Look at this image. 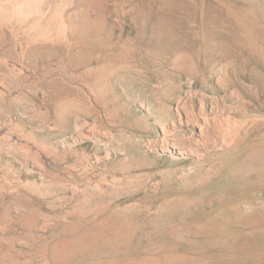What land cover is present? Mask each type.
Segmentation results:
<instances>
[{
  "label": "rangeland",
  "instance_id": "374dc122",
  "mask_svg": "<svg viewBox=\"0 0 264 264\" xmlns=\"http://www.w3.org/2000/svg\"><path fill=\"white\" fill-rule=\"evenodd\" d=\"M0 264H264V0H0Z\"/></svg>",
  "mask_w": 264,
  "mask_h": 264
},
{
  "label": "bare ground",
  "instance_id": "6f19581e",
  "mask_svg": "<svg viewBox=\"0 0 264 264\" xmlns=\"http://www.w3.org/2000/svg\"><path fill=\"white\" fill-rule=\"evenodd\" d=\"M229 139V138H228Z\"/></svg>",
  "mask_w": 264,
  "mask_h": 264
}]
</instances>
